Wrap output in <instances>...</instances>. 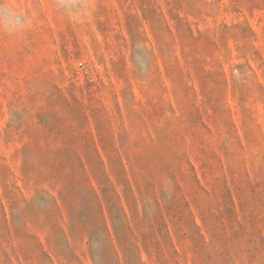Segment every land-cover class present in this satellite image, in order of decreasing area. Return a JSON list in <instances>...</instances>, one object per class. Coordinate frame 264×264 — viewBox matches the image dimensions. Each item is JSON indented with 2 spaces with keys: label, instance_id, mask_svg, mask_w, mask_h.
Returning <instances> with one entry per match:
<instances>
[{
  "label": "rangeland",
  "instance_id": "374dc122",
  "mask_svg": "<svg viewBox=\"0 0 264 264\" xmlns=\"http://www.w3.org/2000/svg\"><path fill=\"white\" fill-rule=\"evenodd\" d=\"M0 264H264V0H0Z\"/></svg>",
  "mask_w": 264,
  "mask_h": 264
}]
</instances>
